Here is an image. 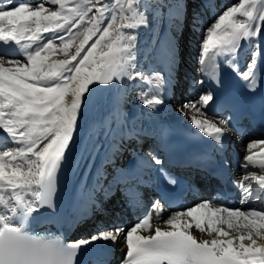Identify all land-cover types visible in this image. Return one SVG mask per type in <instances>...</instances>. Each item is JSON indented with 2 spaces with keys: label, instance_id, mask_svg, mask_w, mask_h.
<instances>
[{
  "label": "snow or ice",
  "instance_id": "snow-or-ice-1",
  "mask_svg": "<svg viewBox=\"0 0 264 264\" xmlns=\"http://www.w3.org/2000/svg\"><path fill=\"white\" fill-rule=\"evenodd\" d=\"M165 9L169 22L186 19V5L167 0H0V130L5 134L0 143V264H77L82 248L106 250L122 237L126 252L121 264H264V211L230 207L219 195L170 213L163 226L152 223V213L159 217L164 210L160 200H154L151 211L127 230L119 224L98 227L73 242L30 231L34 213L55 212L58 173L67 163L78 121L98 91L136 81L147 86L138 97L144 105L155 109L164 104L171 76L139 70L136 44L138 30L154 25ZM202 23L194 13L191 27L202 36L201 72L227 90L219 74L221 58L238 70V50L251 45L252 61L240 75L255 91L258 64L264 61V0H237L200 29ZM162 59L174 65L175 50L162 53ZM214 101L212 92H202L183 108L206 117L204 109ZM190 119L217 145L232 131L228 118ZM258 144L264 141H250L246 150L251 153ZM148 156L149 164L160 166L167 183L175 185L164 162L151 152ZM241 166L261 172L246 171L235 181L243 205L264 194V151L246 155ZM193 227L212 238L197 239Z\"/></svg>",
  "mask_w": 264,
  "mask_h": 264
},
{
  "label": "bare ground",
  "instance_id": "bare-ground-1",
  "mask_svg": "<svg viewBox=\"0 0 264 264\" xmlns=\"http://www.w3.org/2000/svg\"><path fill=\"white\" fill-rule=\"evenodd\" d=\"M21 1H27L33 4L35 0ZM212 1L213 0H204L205 3H211ZM13 2H15V0ZM213 2L215 3V0ZM15 3H17V0ZM262 31H264V26H262L261 29L260 39L264 36V33H262ZM140 37L143 36L139 35L137 37V44L141 40ZM161 38L162 40L158 42L161 45H159L158 48L161 46L162 48H160L159 50H157L158 48L155 49L158 53L162 50H164V52H167L174 49L176 59L180 53L183 54L184 50H182V52L181 50H179L180 48L177 42L172 41L169 43L170 38L169 34L166 31L163 32V37ZM184 38L187 39L186 37ZM156 41L152 42L156 43ZM253 50L254 49L251 45H242L241 49L238 50L235 63L237 64L238 62H241V65L243 67L247 66L251 61ZM198 52L200 55V48ZM143 53L147 55V51L145 49ZM158 53L157 56H160ZM160 59L162 61V65H164V68L166 69L164 74H170L172 81L174 75H177V73L179 72L178 70L182 69L181 65L179 64V61L181 62V57L178 58V61L175 59L174 65L163 62L162 57ZM199 60L200 57L192 65H196L201 69ZM190 61L191 63H193V60H191V58ZM228 69L233 71V69L235 68L224 62V59L221 58L219 74L222 81H225V79H227L228 73L226 72V70ZM183 70L187 72L186 68H184ZM211 71L212 69L209 68V72ZM153 74L154 71L152 74H150L149 72V74L147 75ZM188 75L191 76L190 73H188ZM200 76L202 78L205 76V74L202 73L201 70ZM170 83L165 86L166 90L163 92L164 104L158 105L155 109L148 108L142 102L135 103L133 101L130 102L129 100L125 101L123 99L122 93L119 92V84L116 86L101 89L100 91H98L93 103L90 104L88 109L85 111L83 119L78 121V127L74 134V141L70 146L69 152L67 153V163L62 166L60 172L58 173L57 191L55 194L56 197L59 198L62 206V222H64L66 226L68 242H73L80 238H85L91 235L98 229H96L95 227H114L113 225H115L116 223H112V221L114 220L111 217V214L114 212V206H112L113 204L108 206V204L111 202L116 203V208H118V206L127 204L125 208L129 209L133 213V215H131L133 216L132 218L124 219L123 217H121L119 225H123L125 227V230L134 225L139 218H143L149 211H151L150 206L154 200H158L157 197L154 200L150 201V204L148 203L147 199H143L139 202V205L132 207L131 204L129 205L128 203H124L126 202L124 200L128 199L124 198L123 196L124 188L120 187V182L123 180L125 181L128 176L130 177L132 175H144L150 168V157L148 156V154L142 153L141 149L139 150L138 148V150L133 149L132 151H130V148H127L126 146L128 142L134 140L133 143H131V145L133 146L142 145V143L145 144L147 141L152 140L151 143L154 146L156 145L155 142L157 141L155 135H158L160 131L169 133V137L172 139H175L178 136L177 133L179 130L176 129L177 131L175 132L177 133H174L171 130V128H173L171 124H158L157 122H167L170 119H175L183 128V130H186L193 136H197L202 143H205L208 146V148H213L215 150H221L223 144L228 142L229 140H236L234 139V134L230 132L224 137L223 144L217 145L211 138L207 137L199 130H197L191 123L190 118L193 115H197L198 118H201L198 113H194L189 109L187 112H183V109H179L178 111L174 110L175 107L172 102H174L175 100L172 99V92L169 93L170 89L168 91ZM175 83L179 84L178 79L176 81H173L174 86L176 85ZM210 83H213V85L215 86V83L213 81H210L209 79L206 80L203 87L207 89V92L211 90V86H209ZM244 86L245 83H242V87ZM212 93L215 97V101L214 103H211L207 109H204V111L206 112V115L208 114L206 116L207 119L218 122L221 119L217 118L216 116H212V114L210 113H220V110L223 107L221 103L226 102V99L218 96L216 92ZM156 112L157 114L158 112H160L159 116L156 114ZM221 127H223V125H221ZM252 136V132L246 130L242 135H240L241 138L236 140L238 141L237 144H248L250 141H264L260 138H252L248 140V137ZM4 139L5 134H3L2 130H0V143L4 142ZM153 146L151 147V153L157 156L159 154V150L153 148ZM256 146L253 147L251 153L247 152L242 156V160H240L241 162L233 164L234 176L236 173H238L239 170L243 171L245 169L241 165L244 163V157L246 155L264 151V146ZM13 147H15V145H13L12 148ZM144 147L145 145L143 146V148ZM240 152L241 149H237L238 157L240 156ZM118 155H121L120 158L118 157ZM249 167L252 171H256L258 175L261 174L259 169L253 168L251 166ZM108 168H110V171L108 170ZM111 172L114 173L110 174ZM109 175L111 179H108ZM117 182L118 185L116 184ZM201 186L202 185L195 187V191L197 194H194V196L188 195L187 198L184 199L185 204L177 210H182L183 208H186L188 206L196 205L203 200H209L216 196L215 192L213 191L206 192L204 190L206 189L204 188L205 185L202 187ZM256 187V184L253 183L252 188L254 192L256 191ZM220 190L221 188L217 189L216 191L219 192ZM234 192L235 194H237L236 197H241V192L237 188V186H235ZM261 198L262 197H260V199L258 200H253L243 205H241L239 202V204L233 208L242 207V209L245 210L256 209L264 211V203L263 201H261ZM120 200L123 201L119 202ZM107 206L110 207L109 210H107ZM177 210L166 209L164 207V210L159 217H157V214L153 212V225L160 223L163 226V221L168 218L169 214ZM139 212H143L144 214L142 216L136 217ZM34 215H41L42 224L40 227L54 226L52 221H46V219H51L53 217V213L49 214L45 209H41L40 214L34 213ZM107 217H110L112 220L109 219L110 221L106 224L96 223V225L94 226L92 224L89 226L91 221L95 222V220H97L98 218ZM81 228L86 229L81 231ZM191 232L194 236L197 237V239L212 238L200 233L195 227L191 229ZM233 234L235 235V233ZM106 251L112 253V260L109 264H120L126 252L123 237L114 245L109 244ZM105 257L106 256L101 253L96 256L84 255L83 261L84 264H98V261L103 260V258Z\"/></svg>",
  "mask_w": 264,
  "mask_h": 264
},
{
  "label": "rangeland",
  "instance_id": "rangeland-1",
  "mask_svg": "<svg viewBox=\"0 0 264 264\" xmlns=\"http://www.w3.org/2000/svg\"><path fill=\"white\" fill-rule=\"evenodd\" d=\"M213 1L211 3H209V2L205 3L204 0H167V2H169L171 4H177V3H181V2L183 4H185L186 5V19H183L182 23L180 21H177V20H172L171 22H169L167 19L168 10L165 9L164 10V17L157 20V21H154V25H150L148 28H142V29L138 30V36L141 35L143 37H140L141 40L137 44V52H136L137 67L139 70H142L145 75L149 74V72H150V74H152L153 71H154V73L159 71L161 74L165 75L163 70H162V65H161L160 61H158V60H160V58L158 56H154L155 53H157V52H154L155 47L156 46L158 47L161 44L158 43V45H157L155 42H152V41L157 40V36L160 32H161V37H163V32L166 31L169 34V38H170L169 43L172 41L177 42L179 44V48H180L179 50H181V52H182V50H184L183 54L180 53L179 56L177 57V59L175 58L178 61V58L181 57V62L179 61V64L181 65L182 71L178 70L179 72L177 73V75H174V78L172 79L170 86L168 88V91L170 89L169 93L172 92L171 93V95L173 97L172 99L175 100L174 102H172L174 107H175L174 108L175 111H178L179 109H183V112H187L188 109L191 110L190 108H183V105L188 101L196 100L198 94H200L202 92H206V90H207L205 87H203L204 83L203 84L199 83V81H202L201 76L198 74V73H200V67H198L196 65H192L200 57L198 50L200 48L199 45H200V42L202 39L201 32L200 31H193V29L191 27V20H192L193 14L194 13L199 14L203 23L201 25H199L198 27L200 29H203L208 24H210L212 22V20L215 18V16L220 14L227 6L237 2V0H222V1L215 0V3ZM21 2H27V1H21ZM38 2H39V0H35L33 4H37ZM17 3H20V2H17ZM27 3H29V2H27ZM184 37H186L187 39H185ZM144 49L147 51V55L143 53ZM157 50H159V49H157ZM161 53H164V50H162L158 54H160L162 56ZM56 58L62 59L63 56L58 55ZM190 58H191V60H193V63H191ZM184 68H186L187 72L183 70ZM188 73H190L191 76H189ZM177 79L179 81V84L175 83L176 85L174 86L173 81H176ZM119 85H120L119 86L120 87L119 92L122 93L123 99L125 101L129 100L130 102L133 101L135 103H137V102L141 103V100L138 97L140 96L141 92L147 91L146 85H144L142 83H138L136 81H123V82H120ZM172 88H173V90H172ZM187 114H189V113H187ZM201 118H206V117H201ZM217 118H220V117H217ZM252 138H260V139L264 140V137H260V136H255ZM132 140H133V138H132ZM133 141H130L126 144L127 148L128 147L130 148V151H132L133 149H136V150L141 149L142 153L148 154L146 152L148 150V147L150 145L152 146V143H151L152 140L147 141L145 144L142 143V145H133L132 146L131 143H133ZM237 143H238V141H237ZM144 145H145V147L143 148ZM246 145L247 144L232 143V145L230 144L229 147L234 149L235 152L237 151V149L240 148L241 149L240 154H241V156H243L244 154H246L248 152L246 150ZM12 146L13 145H11L10 143L8 144L9 148H12ZM254 146H256V145H254ZM263 146H264V144H258L256 147H263ZM258 149H260V148H258ZM235 152L231 153V154H234V155H232L233 158L236 160V163L241 162L240 157H237L235 155ZM120 156L121 155H118L119 158H120ZM119 158H117V159H119ZM108 170L110 171V168H108ZM246 171L252 172L249 169H247V170L245 169L241 173H238V177L240 178ZM112 173H114V172H111L110 174H112ZM235 177H236V174H235ZM238 177H236V178L239 179ZM108 179H111L110 175L108 176ZM112 204H116V203L115 202L109 203V205H112ZM106 208H107V210H109L110 207L107 206ZM242 210H245V209H242ZM127 212H128L127 214L129 215L130 214L129 211H127ZM123 213L126 214V212H123ZM128 215L125 217L128 218ZM132 215H133V213H132ZM111 217H114L113 220L114 219L119 220V221L121 220V216H118L117 212H113L111 214ZM109 219H111V218L110 217L98 218L97 220H95V222L91 221L89 226L91 224L94 226V225H96V223L106 224L107 222L110 221ZM116 225L117 224H115L113 226H116ZM85 229L86 228H81L80 230L82 231Z\"/></svg>",
  "mask_w": 264,
  "mask_h": 264
}]
</instances>
